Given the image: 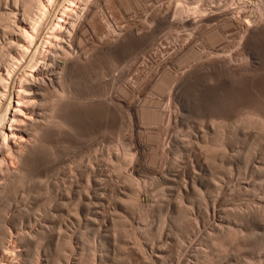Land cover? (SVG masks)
I'll return each instance as SVG.
<instances>
[{"label": "rangeland", "instance_id": "obj_1", "mask_svg": "<svg viewBox=\"0 0 264 264\" xmlns=\"http://www.w3.org/2000/svg\"><path fill=\"white\" fill-rule=\"evenodd\" d=\"M146 3L109 30L116 46L70 70L73 104L54 103L28 159L12 160L10 200L42 233L8 237L11 263L264 264V0ZM57 191L69 211L53 210ZM86 191L102 199L80 213Z\"/></svg>", "mask_w": 264, "mask_h": 264}, {"label": "bare ground", "instance_id": "obj_2", "mask_svg": "<svg viewBox=\"0 0 264 264\" xmlns=\"http://www.w3.org/2000/svg\"><path fill=\"white\" fill-rule=\"evenodd\" d=\"M147 1L148 0H131V3H127L125 0H81L80 4L77 5V7L71 12L68 20H65V16L68 13L67 11H69V9L71 10L73 7V0H20V2L18 0H13L11 5L8 4V2H5L3 6L0 1V264H13L9 258L12 251H8V237H14V241H16L15 239L24 238V240L30 242L36 238L34 235L32 236L33 233L38 234V236L42 233L41 229H35L31 224L29 225L30 227L25 224L24 216H22L21 213L22 211H25L27 207L25 206L26 201L18 200L16 201L17 203H13L10 200L12 188L8 187L7 182L13 179L12 177H16L17 175V170H15L16 167L11 168L10 165L16 161L20 163L28 159L27 157L34 149L35 139H37L40 134L54 121V117L51 112L53 110L52 107L54 106V103H72L69 97L67 98L62 93L66 87L68 73L72 71L73 67L76 66L75 68H77V65H80L86 60L88 61L90 57H93V50L100 53L102 52L101 54H105L106 50L108 51L111 46H116L117 39L119 38L118 36L120 35L117 34V39L112 40L111 38H113V36L109 38L111 35L109 32L112 31L114 34L116 32H114L113 29L121 30L123 27L127 26V22H129L127 21L129 19L125 16L127 9L129 10V8H131L132 10L133 7V9L142 8L144 10ZM69 6L72 7L68 9ZM187 8L185 9L187 10ZM199 8L200 7L197 5L191 12L195 13V10L199 11ZM185 9L180 6L176 13L180 14L186 11ZM203 14H201V16H203ZM88 17L90 20L93 19V21L89 22ZM96 17L97 21H94ZM204 17L206 19L208 18L206 15H204ZM193 19L194 17H190L189 15L186 17L184 16L182 21L188 23ZM91 30L93 37L91 42H94L92 45H90L91 43L89 45H84L87 41V35L91 32ZM94 30H98V32L99 30L101 31L99 33L97 32L98 34L96 33L95 35ZM88 43L86 42V44ZM44 45H47L48 49ZM89 46L91 50L88 48ZM44 47L47 50L42 49ZM103 51L105 52L103 53ZM70 92L71 91H69V93ZM13 159L15 162H12ZM20 180L24 181L23 178ZM11 183L13 182L11 181ZM87 192L88 191L85 192V196L83 198L84 206L82 205L83 207L80 208V213L88 212L90 210V206H92L90 204L91 201H100L102 199V192H96L95 194L92 193L93 195L89 193L87 194ZM25 195L26 194L23 196L26 197ZM142 195L144 200L149 199L147 194L142 193ZM70 197L68 193L57 191V198L62 200V203L61 205L56 206L51 204L54 206L53 210L60 211L64 209L66 204L69 202L68 200ZM16 199H18V197H16ZM96 205L98 204L96 203ZM38 213L41 214L40 211ZM71 214H69V216ZM42 215L43 214H41V216ZM74 215L72 214V216ZM29 219H31V217ZM45 221L47 223H51L52 225L56 223V219L53 214L47 216ZM227 222L232 225H236L233 221ZM44 223L45 222H43V226L45 225ZM232 225L230 226L232 227ZM61 229L56 228V231L49 229V232L51 233V236L54 235L53 237H55V235L59 234V231L61 232ZM8 240L13 241V239ZM11 245L14 246L15 244ZM155 252L157 256L156 259H160L163 255L164 249L158 247ZM18 259L19 258H17V260ZM17 260L15 261L17 262Z\"/></svg>", "mask_w": 264, "mask_h": 264}]
</instances>
